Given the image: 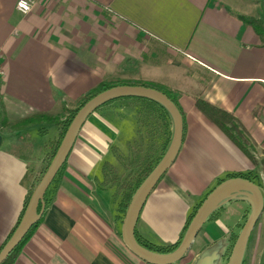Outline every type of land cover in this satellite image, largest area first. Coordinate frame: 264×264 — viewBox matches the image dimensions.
<instances>
[{
    "label": "crops",
    "instance_id": "0c3cea01",
    "mask_svg": "<svg viewBox=\"0 0 264 264\" xmlns=\"http://www.w3.org/2000/svg\"><path fill=\"white\" fill-rule=\"evenodd\" d=\"M17 1L0 0V248L24 208L26 171L45 154L44 144L23 154L39 126L13 131L9 125L60 115L102 82L152 85L182 113L178 154L136 223L144 241L175 243L188 216L226 175L252 172L264 187V41L246 23L264 25V0H34L26 16L16 11ZM197 100L234 116L253 144L255 163L197 110ZM121 104H109V111L120 113ZM101 110L81 128L41 222L13 264H148L121 240L113 191L94 182L101 163L111 161L109 146L124 119ZM44 136L54 138L56 129ZM232 203L212 215L175 264H194L218 243L226 252L243 220L224 223ZM235 203L249 211L246 202ZM256 229L254 263L264 264V219Z\"/></svg>",
    "mask_w": 264,
    "mask_h": 264
},
{
    "label": "water",
    "instance_id": "95a60500",
    "mask_svg": "<svg viewBox=\"0 0 264 264\" xmlns=\"http://www.w3.org/2000/svg\"><path fill=\"white\" fill-rule=\"evenodd\" d=\"M123 98H143L156 102L168 113L172 136L166 152L151 173L133 194L121 223L120 236L124 246L148 264H175L190 250L203 225L224 205L243 201L249 205L245 219L225 264H243L253 231L264 211V189L244 178H229L217 184L200 203L178 247L169 254H158L142 247L135 238L140 212L158 182L174 162L183 139V117L177 106L162 92L144 86L118 85L88 100L71 120L45 173L32 191L25 211L13 234L0 250V264L19 246L31 228L40 220L45 208L44 197L53 180L65 164L74 143L90 115L108 102ZM222 244L204 250L194 264H220L225 253ZM214 250L213 253L211 251Z\"/></svg>",
    "mask_w": 264,
    "mask_h": 264
},
{
    "label": "trees",
    "instance_id": "16d2710c",
    "mask_svg": "<svg viewBox=\"0 0 264 264\" xmlns=\"http://www.w3.org/2000/svg\"><path fill=\"white\" fill-rule=\"evenodd\" d=\"M253 30L256 32L258 37L264 41V26L262 22L259 20H248L246 21ZM118 85H131V86H144L147 88H153L152 85L142 84V83H113V82H102L97 87L86 93L79 101L74 103V107L72 108H64L63 115H52V114H36L28 119L22 120L18 123L10 124L9 128L13 131H20L29 126H39L40 132L43 134H47L46 127L51 126L56 129V136L52 139H49L44 144L45 154L41 160V164L37 167L32 166L28 167L26 174L22 180V184L27 188V196L24 203V208L22 210L21 216L16 223L15 227L12 229L5 243L9 240L11 235L13 234L15 228L19 224V221L25 211L26 205L30 198V195L41 177L45 173L48 165L50 164L52 158L54 157L58 146L77 111L91 98L96 96L97 94L112 88ZM157 91L162 92L159 89H155ZM163 93V92H162ZM165 94L176 106L177 103L175 99ZM130 101L132 102L131 109H133L134 117H135V131L134 138L128 144L127 154L124 155L121 153L119 148L115 145L109 146V151L111 152V156L117 162V164L122 168L123 172L119 173L116 167L112 164L111 161H103L100 165V177L94 178V182L99 189H111L112 193V203L114 206V212L116 214V219L122 223V219L127 210V207L130 203V200L140 186V184L144 181V179L151 173L154 167L158 164V162L163 157L166 152L168 145L172 136V124L168 113L162 108L159 104L154 101L143 99V98H123L114 100L106 103L101 108L108 106L109 104L115 101ZM99 108L97 111H99ZM178 108V106H177ZM197 110L215 127H217L229 140L230 142L236 146L252 163H255L254 158V147L246 131L242 128L240 123L232 116L230 113L217 108L209 103H206L202 100L196 101ZM179 109V108H178ZM96 111V112H97ZM180 111V110H179ZM181 113V112H180ZM182 114V113H181ZM62 170V169H61ZM61 170L53 180L52 184L48 188L44 201L45 205H47L48 195L51 192L52 187L57 182V179L61 173ZM244 178L253 182L254 184L263 187L261 181L258 176L252 172H248L245 174H230L226 175L223 179L218 181V184L223 182L229 178ZM199 205L192 211V213L188 216L186 223L184 225L183 231L179 237V239L175 243H161V244H152L141 239L136 231L135 238L136 241L147 250L158 253V254H169L173 252L179 245L191 219L194 216V213ZM249 211H245L243 215V219H246ZM212 217V216H211ZM42 219V218H41ZM41 219L31 228L29 233L25 236L19 246L9 255L6 261L3 264H13V261L16 258V255L33 232V230L39 225ZM243 224L238 225L240 229ZM239 231L233 233L230 236V243L227 247V250L224 254L225 261L230 255L231 249L235 243V240L238 236ZM2 245V247L5 245ZM0 248V250L2 249Z\"/></svg>",
    "mask_w": 264,
    "mask_h": 264
},
{
    "label": "rangeland",
    "instance_id": "374dc122",
    "mask_svg": "<svg viewBox=\"0 0 264 264\" xmlns=\"http://www.w3.org/2000/svg\"><path fill=\"white\" fill-rule=\"evenodd\" d=\"M262 25H263V23H262ZM121 103H122L121 107H119V109H121L120 113L116 112L114 110L110 112L109 111L111 109L110 106H105V107L101 108L102 109L101 111H105V114H107V115H112V114H114V116L124 115L123 116L124 119H119L118 120V122H121L120 126L118 127V130H119L120 134H119V137L117 138V142H116L115 146L117 148H119V150L121 151L122 154L126 155L127 151H128V149H127L128 148V144L135 137L134 136L135 117H134V114H133V109H131L132 102L124 100V101H121ZM71 106L74 107V105H71ZM71 106L68 107V109L72 108ZM64 111H65V107H64ZM60 114L61 115L64 114V117H65V113H63V110H62V112H60ZM117 118H119V117H117ZM46 129L50 132V130L52 131L55 128L47 126ZM45 137L46 136H44L43 132H40V127H39L38 133L34 132L30 136V139L26 140L28 143H23L22 149H24V151H23L24 152L23 153L24 156L25 157H30V154H32L31 153L32 152L31 148L25 150L27 146L36 147V145L39 146V145L45 144L46 140H48ZM19 151H21V149ZM110 157H111L112 164L116 167V169L118 170L119 173H122L123 172L122 168L113 159V157L111 156V152H110ZM37 158H39V157H33L31 159L33 165H37L36 164V161L38 160ZM262 188L264 189V187H262ZM245 209H246V207L241 206L240 203L233 202L230 205V207L226 209V214H225L226 216H225V219H224V223L227 226H229V227L230 226L233 227L234 224L240 220V217L242 215H244V213L246 211ZM263 219H264V212L262 213V215H261V217H260V219H259L254 231L257 230L256 228L259 226V224L263 223ZM244 221H245V219L242 220V224L244 223ZM254 231H253V235L251 236V239H250V244H248V248L246 250V254H245V257H244L243 264H256L254 262H256V250H257V248H256V242H255V236H254L255 232ZM200 249H201V247L198 246V247H196L193 250V252L197 253V252H199ZM190 260H192V259H190ZM225 262H226L225 259L222 258V261L220 262V264H225Z\"/></svg>",
    "mask_w": 264,
    "mask_h": 264
},
{
    "label": "built area",
    "instance_id": "2783aa9c",
    "mask_svg": "<svg viewBox=\"0 0 264 264\" xmlns=\"http://www.w3.org/2000/svg\"><path fill=\"white\" fill-rule=\"evenodd\" d=\"M34 0H19L17 1L16 5H15V9L18 13H20L21 15H28L31 13V11L33 10L34 7ZM3 71L2 68L0 66V80L3 78Z\"/></svg>",
    "mask_w": 264,
    "mask_h": 264
}]
</instances>
